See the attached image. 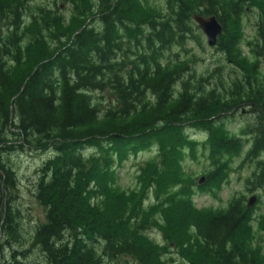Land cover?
Returning a JSON list of instances; mask_svg holds the SVG:
<instances>
[{"label": "trees", "instance_id": "obj_1", "mask_svg": "<svg viewBox=\"0 0 264 264\" xmlns=\"http://www.w3.org/2000/svg\"><path fill=\"white\" fill-rule=\"evenodd\" d=\"M34 1L0 0V264H27L32 252L42 264H165L167 247L152 235L161 230L166 242L163 209L185 206L201 223L181 243L191 264H264L245 196L221 209L191 202L197 192L217 196L239 160L255 165L248 193L264 187V0ZM248 13L258 19L252 41ZM195 15L223 26L214 50L239 72L230 83L220 67L208 75L192 67L191 45L204 49ZM245 109L253 119L229 129L223 116ZM24 149L48 154L33 191L45 222L32 234L8 162ZM147 152L155 156L139 168L141 188L124 191L117 171ZM198 154L202 186L184 168ZM111 196L126 207L103 224Z\"/></svg>", "mask_w": 264, "mask_h": 264}, {"label": "rangeland", "instance_id": "obj_2", "mask_svg": "<svg viewBox=\"0 0 264 264\" xmlns=\"http://www.w3.org/2000/svg\"><path fill=\"white\" fill-rule=\"evenodd\" d=\"M162 0H152V3H163ZM49 5L51 1L49 0H35L34 4H42ZM53 6V4H51ZM59 5H63L62 2H59ZM54 7V6H53ZM67 10V6H62L61 11L65 12ZM244 20V29H245V38L252 41L255 37V26L257 23V15L255 13L247 14ZM201 33V32H200ZM202 34V33H201ZM202 45L203 48L191 45L193 48L192 55H196L197 59L193 63L192 67L196 70L198 74L208 75L213 72L217 67L222 68V73L228 74L226 81L230 83L231 79H235V76L239 74L233 66L225 61L222 55H219L215 52L214 49L208 47L206 39L202 34ZM243 51L246 56H248L247 48H243ZM260 62V73L259 78H262L264 81V58L263 56L257 58ZM237 75L235 74V71ZM221 72V71H220ZM248 111H250L248 109ZM241 113V114H239ZM229 116V117H227ZM255 116L254 112L248 113L245 110H239L233 115H225L226 125L232 131H238L239 126L245 125L249 123L253 117ZM189 134L196 139H202L201 133L198 131L192 132L189 131ZM190 155V154H188ZM48 154H42L37 151L32 150H23V151H14L11 155L8 156V162L13 171L15 172L16 179L19 183V194L16 200V206L24 210L26 219L24 223V228L27 234H32L37 225H40L45 222V217L43 213V209L36 203L33 198L34 184L38 177V170L41 165L45 162ZM155 156L153 152H147L143 154H139L136 157H131L129 160L124 161L117 171L116 181L123 188V190H131L130 192H134L135 190L141 188V184L137 179V174L141 165L145 164L147 161L152 159ZM200 154H198L197 159H193L191 156H188L184 162V168L188 175L192 178H196V183L199 184V180L204 176V171L207 170V164L205 159H203ZM255 171V165L251 163H242L240 160L236 161L234 166V171L229 176L228 181L223 185L222 191L218 192V195L213 197L211 195H207L206 193H194L191 196V202L194 205L195 211H201L204 209H221L225 208L233 196H245L247 203H249L250 199L256 197V202L252 205V209H254V214L251 219V227L252 230L258 235L257 239L258 243L262 245L264 250V187L261 190H257L254 194L248 193L245 189V182L251 176V174ZM142 177V176H141ZM146 178V181L149 180V177ZM144 182V179L142 178ZM204 185V184H202ZM201 185V186H202ZM177 189V188H176ZM132 193H127L128 196L127 205L129 208L135 207L136 197ZM260 198V202L258 199ZM148 204L144 205V208H149L154 205L152 200L148 199ZM77 204V203H76ZM124 202H122V198L111 196L110 201L105 200V206L103 209V217L101 221L103 224H110L111 221L116 219L118 214L123 212V208L126 207ZM167 208V206H165ZM81 209V208H80ZM152 209H146L145 212L150 217H156L158 211H151ZM163 216L161 220L165 221L169 226H162V229L166 230L168 238L166 242H164L163 234L160 231L154 233L152 237L157 240V244L161 247L165 245L167 247V255L164 260L165 264H191L190 258L191 255L187 253V251H183L181 248V243L185 239V232H191V228L197 230V228L201 225V223L197 224V221H194L192 214L185 206L183 208H167L163 209ZM152 214H151V213ZM86 214V213H84ZM86 219H88L89 214H86ZM151 217V218H152ZM90 220V219H88ZM157 224V223H156ZM180 224V225H179ZM186 230V231H185ZM187 236V235H186ZM155 240V241H156ZM254 239V241H256ZM1 243V239H0ZM7 247V249H6ZM29 248L24 251H28ZM2 251L6 253L5 257L10 258L11 250L5 244H2ZM2 253V254H3ZM3 259V256H2ZM22 261H27V264H42L39 256L34 252L26 255V260L22 259ZM129 264H133L129 262Z\"/></svg>", "mask_w": 264, "mask_h": 264}, {"label": "water", "instance_id": "obj_3", "mask_svg": "<svg viewBox=\"0 0 264 264\" xmlns=\"http://www.w3.org/2000/svg\"><path fill=\"white\" fill-rule=\"evenodd\" d=\"M194 22L197 24L199 30L204 34L207 45L210 48H215L218 44V39L223 33V26L220 24L218 19L215 16L212 17H202V16H194ZM204 179L200 180V184H202ZM256 202V197L250 199L247 207L250 209L252 205Z\"/></svg>", "mask_w": 264, "mask_h": 264}]
</instances>
